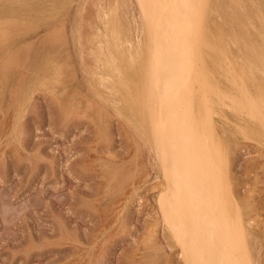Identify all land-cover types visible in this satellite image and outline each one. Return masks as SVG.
I'll return each instance as SVG.
<instances>
[{
	"label": "rangeland",
	"instance_id": "1",
	"mask_svg": "<svg viewBox=\"0 0 264 264\" xmlns=\"http://www.w3.org/2000/svg\"><path fill=\"white\" fill-rule=\"evenodd\" d=\"M122 1L24 0L19 4H0V19L5 11L13 12L22 25L13 30L9 22L6 32L11 42L0 45L4 52L0 58L15 51L20 55L0 61V264L185 263L179 244L156 206L164 185L151 136L142 120L143 98L139 90L144 80L139 81L143 79L139 74L143 72L146 47L141 10L138 0ZM248 1L244 3L264 4V0ZM115 19L125 33L129 31L139 40L133 59L126 57L125 51L123 58L128 63L123 58L118 60L122 79L137 80L134 90L126 81L128 85L123 90V80V84L119 83L122 87H113L115 75L104 65L105 61L97 62L96 51L90 55L86 46L88 34L94 41V50L98 39L110 40ZM84 59L92 62L90 72ZM233 69L230 74L216 69L207 72L221 82L219 92L231 98L216 102L219 105L215 104L213 118L229 150L232 185L243 217L252 221L249 242L253 262L264 264V128L257 118L245 110L238 111L230 102L239 95L232 82L241 80L237 66ZM50 71L59 73L56 79L48 74ZM110 72L114 79L107 76L108 81L102 82L99 74ZM35 76L40 82L33 79ZM245 85L252 94L258 93L247 78ZM125 88H132L133 92L127 89L126 93L130 103L124 97ZM19 89L32 91L29 99L20 96L23 113L16 115L14 102ZM115 89H122L124 94L120 92L119 96ZM129 93L138 96V101ZM212 97L218 100L216 94ZM131 104L138 109L137 118L130 117Z\"/></svg>",
	"mask_w": 264,
	"mask_h": 264
},
{
	"label": "bare ground",
	"instance_id": "2",
	"mask_svg": "<svg viewBox=\"0 0 264 264\" xmlns=\"http://www.w3.org/2000/svg\"><path fill=\"white\" fill-rule=\"evenodd\" d=\"M23 1L4 0L2 4H19ZM127 1L131 3L132 0ZM122 2L125 5L124 1ZM248 2L251 3L250 0ZM137 5L139 6L138 9L141 10L143 19L142 29L145 33L143 42H145L146 47L145 58L142 56L144 61L142 63L143 72L141 73L143 76L141 73L139 74L143 77V79L139 78V81L142 83V80H144L140 89L143 88V90L140 92L137 89V91L139 90L143 98L141 109L144 113L143 124L147 126L145 130L151 136L152 149L159 160V168L162 173L161 176H163L164 187H162L161 192L159 191L160 194H158L157 199L159 205H156L161 209V215L164 219L162 221L166 223L172 237L179 244L184 264H254L249 242L250 221L243 217L240 200L238 201L235 195L232 185L229 150L224 140L220 138L219 129H217L213 118L216 102L223 103V97L227 98L229 96L222 94L221 91L219 92L218 84L221 82L218 83V80L211 78L207 72L209 69H216L229 71L230 74V70H234L233 67L237 66V70H239L237 76L242 81L238 82L234 79V82H232L238 88L239 92L237 93L239 95L232 98L230 102L233 101L238 111L245 110V113H248L247 115L257 118L264 128V4H246L244 0H138ZM133 11L135 12V10ZM2 18L0 19V45L11 42L7 38L6 32L9 22L12 24L13 30H18L22 26L16 18V13L5 11ZM126 20L128 23L129 19ZM139 20L141 22V19ZM111 30L112 37L110 40L98 39L97 50L93 48L94 41L89 38L90 34H88V45L86 46L90 55L96 51L98 57L96 56L95 60L100 62L102 59L101 61H105L104 65L107 64L109 67L107 69L109 71L111 69L116 78L115 80L111 72L108 75L100 73L101 81H108L106 77L110 76V78L112 77L111 80L116 81L112 82L114 84L112 86L116 87L119 83L123 84L122 80L123 82L126 81L122 79L123 69L119 66L118 60L121 62L125 51L128 55L126 57L130 56L131 58H129L133 59L132 57L135 55L133 50L139 45V40L134 39L129 31L125 33L120 27V21L118 22L117 19H115L114 27ZM114 47L117 50L113 49ZM115 51L119 57L114 58L116 56ZM141 51L140 48L139 52L141 53ZM0 53L4 52L0 51ZM136 54L139 55L137 51ZM8 56L17 58L20 55L17 51L13 54L7 53V55L5 54L4 57L0 58V61ZM100 56H103L104 59ZM125 58L123 60L128 63L127 58ZM227 59L229 63L226 62ZM91 63L90 59H84L87 72H90ZM209 64H211V68ZM138 66L140 67V63ZM128 67L130 68V65ZM135 68L139 69L138 67ZM44 71L45 68L43 73ZM50 72L48 74L56 79L59 73L55 75L56 73ZM126 72L124 75L127 74ZM257 74H260V76L258 77ZM38 77L32 78L37 80ZM125 77L128 78V76ZM245 78L257 87V94L254 95L247 89ZM128 79L134 90L137 87L135 84L137 80L132 82L134 78L129 77ZM125 85L128 84L124 82L123 87L120 85L123 90ZM132 88H125V90L129 89L130 91L131 89L130 92H133ZM50 90L47 91L50 93ZM121 90H117L119 96L122 93ZM234 90L236 89H233V92ZM18 91L20 95L16 97L14 102V113L16 115L23 113L20 96L24 95L29 99L32 90L28 92V90L19 89ZM137 91H134L135 94ZM124 93L122 94L126 95L124 97L130 103L131 99L126 94L128 90ZM214 94L218 96V100L213 99L212 95ZM124 97L122 98L124 100L123 104L126 102ZM135 97V100L138 101V96ZM137 105H139L138 102ZM228 107L230 106L228 105ZM128 108L129 114H132L130 117L137 118V107L135 108L131 104ZM125 118L127 117L125 116ZM135 122L133 123L136 124ZM143 124L139 125L143 128ZM152 149L151 152H153ZM159 233L161 234V231ZM262 235L264 234L262 233Z\"/></svg>",
	"mask_w": 264,
	"mask_h": 264
},
{
	"label": "snow or ice",
	"instance_id": "3",
	"mask_svg": "<svg viewBox=\"0 0 264 264\" xmlns=\"http://www.w3.org/2000/svg\"><path fill=\"white\" fill-rule=\"evenodd\" d=\"M4 3V0H0V4Z\"/></svg>",
	"mask_w": 264,
	"mask_h": 264
}]
</instances>
